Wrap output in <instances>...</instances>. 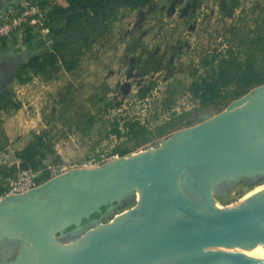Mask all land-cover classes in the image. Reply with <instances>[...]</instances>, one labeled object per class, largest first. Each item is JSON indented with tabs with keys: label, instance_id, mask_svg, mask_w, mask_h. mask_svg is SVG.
Instances as JSON below:
<instances>
[{
	"label": "water",
	"instance_id": "95a60500",
	"mask_svg": "<svg viewBox=\"0 0 264 264\" xmlns=\"http://www.w3.org/2000/svg\"><path fill=\"white\" fill-rule=\"evenodd\" d=\"M262 174L264 83L156 149L67 169L4 197L0 242L17 250L3 264H220L239 237L243 264H264L247 253H264V194L227 210L213 198L221 182ZM134 194V207L105 222L104 214ZM93 213L100 217L90 219ZM75 235L70 244L55 240Z\"/></svg>",
	"mask_w": 264,
	"mask_h": 264
},
{
	"label": "rangeland",
	"instance_id": "374dc122",
	"mask_svg": "<svg viewBox=\"0 0 264 264\" xmlns=\"http://www.w3.org/2000/svg\"><path fill=\"white\" fill-rule=\"evenodd\" d=\"M262 18L264 0H151L136 9L113 2L98 19L80 20L69 30L49 31L44 40H34L36 49L30 51L63 45L60 59L66 64L40 78L30 79L29 72L26 87L5 73L0 88L12 94L14 103L7 110L21 108L20 114L27 120L38 114L46 142L54 151L43 165L50 177L65 168H81L88 161L109 158L117 147L128 150L116 154L118 158L140 154L160 147L176 131L225 111L233 100L256 87L232 85L222 98L204 108L187 92L189 83L206 73L200 67L203 57L222 55L232 47L244 58L247 41ZM241 38L245 44L236 47ZM150 58L160 63L158 69H153ZM72 61L76 66L66 69ZM38 93V103L27 100ZM141 93H145L143 98ZM154 115H158L155 122L151 121ZM168 118L174 119L172 132L159 138L150 134L135 141L111 133L114 124L122 131L126 121H138L152 133L155 123ZM36 181L39 185L45 180L37 177ZM263 186L264 174L221 182L215 186L213 198L224 210L236 208ZM126 199L104 214L105 222L134 207L138 195ZM78 237L55 240L70 244ZM2 248L0 245V264L14 258L17 246L9 243Z\"/></svg>",
	"mask_w": 264,
	"mask_h": 264
},
{
	"label": "trees",
	"instance_id": "16d2710c",
	"mask_svg": "<svg viewBox=\"0 0 264 264\" xmlns=\"http://www.w3.org/2000/svg\"><path fill=\"white\" fill-rule=\"evenodd\" d=\"M151 0H57L49 11L48 20L46 26L49 27L50 32L54 31L58 34L61 31L57 25H53L54 22L59 21L60 18L65 19V25L70 28L76 22L83 20L90 22L92 20L100 18L101 14L110 10V5L113 2L119 3L121 6L136 9L139 6L147 5ZM29 31L25 33L24 41L30 42L32 36ZM239 38V37H238ZM244 39L238 40L236 47H241L245 44ZM248 52L244 58H240L239 54L234 48L227 47L223 54L220 53L211 55L210 57H203L200 61V67L206 70L205 74L198 75L192 80L188 87L187 92L190 97L202 108L209 107L217 100L223 97L224 90L232 85L236 88L245 89L248 87L258 86L264 83V18L258 21L254 35L247 41ZM59 45L53 47V50L48 51L44 49L39 54L32 55L29 53L26 59L17 66L14 74L15 80L20 83L29 80L26 76L27 69H33L35 72L45 71L47 68L55 65L58 56ZM0 50H7L4 42L0 46ZM153 69H158L160 63L153 61ZM68 69L73 68L70 65ZM197 71L195 72V74ZM145 93H141L143 98ZM233 96H239L234 93ZM12 94L9 89H3L0 92V108L8 109L13 106ZM158 115H154L151 121L155 122ZM173 118H168L161 123H155L152 128V133L148 131L147 127L138 121H126L123 122V130L121 131L118 124H114L111 133L116 138L125 137L126 139L139 140L145 138V136L153 134L154 137L166 136L172 132ZM47 134L42 132L35 137V140L27 144L21 151L15 153L22 162H26L28 168L37 173L38 179L46 180L50 177L49 171L44 169L42 160L48 156H53V147L46 142ZM128 150L124 148H114L110 155L119 154L124 155ZM17 171V168L13 166H0V178L9 177ZM4 190L0 186V193ZM130 200V199H126ZM102 212H105V207L101 208ZM100 214L93 213L90 219H98ZM83 224L86 223L84 220ZM70 226L66 229V232L71 230Z\"/></svg>",
	"mask_w": 264,
	"mask_h": 264
},
{
	"label": "crops",
	"instance_id": "0c3cea01",
	"mask_svg": "<svg viewBox=\"0 0 264 264\" xmlns=\"http://www.w3.org/2000/svg\"><path fill=\"white\" fill-rule=\"evenodd\" d=\"M20 1L21 0H0V12L4 11L10 5L16 6V4L19 3ZM103 14L104 12L101 14V16ZM53 25H57L59 28H61V33H62L64 30H69L73 28L75 24L72 27L68 28L65 25V19L60 18L59 21L54 22ZM49 31L50 29L48 30V32ZM30 35L32 36L31 43L24 41L25 34L22 36L15 35L14 37H12L10 41L4 42V44L7 47V50L5 51L0 50V86H1V83L3 82L2 77L5 75V73H7V75L10 74L11 77H14L13 74H15V70L17 66L20 65L26 59L27 54L31 53L32 55H36V54H39L44 49L51 51L53 50L54 46L58 45L56 44L52 48H47V47L43 48L41 51H35V50L30 51V49L33 47L36 49L35 47L36 43H34L35 39H36L35 41L37 40L42 41L45 39L44 37L46 36V35H41L40 33H31ZM59 46L60 47L58 49V56H57V61L55 65L47 68L45 71H42V72H35L33 69H27L26 73L28 75H29V72L31 73V75H29L30 79L32 76H37L40 78L42 75H46L47 73H49V71L57 69L59 64H63L65 62L64 60L60 59V54H61L63 45L60 44ZM14 50L16 51L13 52ZM12 60L14 62H12ZM76 63H77L76 61H72L70 65L74 64L73 66L74 68L76 66ZM70 65H66L67 67L66 69H68V67H71ZM34 78L36 77L32 78L33 79L32 82L36 80ZM15 82H18V81L15 80ZM21 84H25V86L23 87H26L27 85L26 82H23ZM43 84L44 83L41 82L40 85L43 86ZM52 87L54 88V85ZM3 89H4L3 87L0 88V92ZM38 97H39V93L35 94V97L32 96V99L31 97H29V99L27 98L26 99L30 100L31 103H38L37 102ZM12 109L13 110H7V109L4 110L0 108V140H1L0 166L4 165V166L9 167V166L14 165L18 170L20 169L19 167L22 161L19 160L17 157H15V153L21 151L27 144L34 141L37 135L45 131H43L44 129H42L43 124L41 123L38 117V114L32 115V117L27 120L22 117V114H20L22 111L21 108L16 109V107H14ZM45 160L46 158L42 160L43 165H45V162H46ZM7 178L8 177L0 178V186L3 190H4L3 184L5 183Z\"/></svg>",
	"mask_w": 264,
	"mask_h": 264
},
{
	"label": "built area",
	"instance_id": "2783aa9c",
	"mask_svg": "<svg viewBox=\"0 0 264 264\" xmlns=\"http://www.w3.org/2000/svg\"><path fill=\"white\" fill-rule=\"evenodd\" d=\"M56 2L57 0H21L16 6L10 5L0 12V46L3 42L10 41L15 35H24L26 31L46 35L49 30L46 26L48 14L51 6ZM116 158L118 156L115 154L95 162L88 161L81 168L99 167ZM75 167L78 168V166ZM66 170V168L63 169V171ZM37 175L29 168L18 169L6 179L4 191L0 193V201L6 196L23 194L36 187Z\"/></svg>",
	"mask_w": 264,
	"mask_h": 264
},
{
	"label": "bare ground",
	"instance_id": "6f19581e",
	"mask_svg": "<svg viewBox=\"0 0 264 264\" xmlns=\"http://www.w3.org/2000/svg\"><path fill=\"white\" fill-rule=\"evenodd\" d=\"M260 194H264V186L262 188H260L259 190H257L256 192H254L253 194H251V196L248 199H251L257 195ZM246 199V200H248ZM219 208L221 210H224L222 207L219 206ZM247 253L251 256H255V257H264V253L263 251L257 247L254 250L251 251H247ZM244 263V256L242 254V250H241V238L239 237L236 245H235V253L231 256H226L223 261L222 264H243Z\"/></svg>",
	"mask_w": 264,
	"mask_h": 264
},
{
	"label": "flooded vegetation",
	"instance_id": "af4514ba",
	"mask_svg": "<svg viewBox=\"0 0 264 264\" xmlns=\"http://www.w3.org/2000/svg\"><path fill=\"white\" fill-rule=\"evenodd\" d=\"M9 241H2L0 242L1 247H3L2 249H4L5 246H7V244H9Z\"/></svg>",
	"mask_w": 264,
	"mask_h": 264
}]
</instances>
